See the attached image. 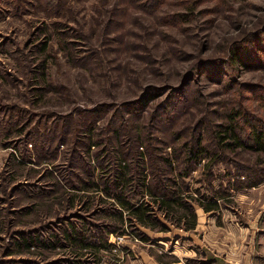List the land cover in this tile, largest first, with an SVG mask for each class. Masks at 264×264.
<instances>
[{
  "label": "rangeland",
  "instance_id": "1",
  "mask_svg": "<svg viewBox=\"0 0 264 264\" xmlns=\"http://www.w3.org/2000/svg\"><path fill=\"white\" fill-rule=\"evenodd\" d=\"M236 110L264 125V0H0V264H264V152L218 143ZM121 152L164 229L117 215Z\"/></svg>",
  "mask_w": 264,
  "mask_h": 264
},
{
  "label": "trees",
  "instance_id": "2",
  "mask_svg": "<svg viewBox=\"0 0 264 264\" xmlns=\"http://www.w3.org/2000/svg\"><path fill=\"white\" fill-rule=\"evenodd\" d=\"M160 1V0H159ZM163 0H161L162 2ZM236 57V56H235ZM142 97H145L144 95ZM144 99V98H143ZM141 100V99H140ZM146 102V101H145ZM240 114L238 110L233 111L229 114V123L225 124L224 126L220 124V128L218 131V143L219 145L224 149L228 150H235L237 148H249L252 150H258L264 152V125L262 123H252L249 122L247 124V139L241 138V135L238 130V126L236 123V118L239 117ZM201 139L200 137L196 139L195 143L191 145L187 149V156L186 159L191 161L194 160L196 157H209V153L207 154L205 151H203V146L200 144ZM202 147V148H201ZM176 152V151H175ZM133 153H136L140 159L144 158L142 156L143 153H145L144 146L142 144H139V146H136V149ZM177 155V154H176ZM115 162L117 173L115 175V182L114 186L119 189V192L116 191L114 193L115 201L118 203V213L117 215L121 216V219H123L122 213L127 210L128 213H131L137 217L136 219L143 224L144 226L149 227H158L159 229H164V226L159 224V222H156L151 218V213L149 210H152L151 206L147 203H140L138 205H135L130 202L128 197L125 196V191L129 188H132V175L130 174V168L128 166V163H126V158L121 152L120 155L115 156ZM169 158H167L168 160ZM143 170L140 172L141 185L144 186L145 189H147L148 185L146 183V174L144 172V169L147 167L142 166ZM185 174H187L186 171H184ZM183 172V174H184ZM182 174V175H183ZM252 186L256 185V182L251 183ZM145 192L148 193V195H151L154 197V201L156 203V207L159 208V210H163L165 215L167 216L169 213L173 214L175 216L173 218V221L175 225L184 227L185 229H192L195 228L197 223V215L196 212L190 202H186L184 200L183 190L180 192H176L175 190H166L163 193L156 194L151 190H145ZM112 193V192H111ZM230 195V194H229ZM218 196H213L211 199H208L207 201H203V199L196 200L198 205L201 206V208L204 211H211V210H217L219 208L218 202H217ZM229 199V198H228ZM229 201H231L229 199ZM176 213V214H174ZM70 238L77 239L78 241H83V238L77 237V236H71L69 234ZM90 242H84L85 245H87ZM44 244V242H43ZM99 244L103 245L105 248L110 249L111 244L108 243L106 240L104 242H100Z\"/></svg>",
  "mask_w": 264,
  "mask_h": 264
}]
</instances>
